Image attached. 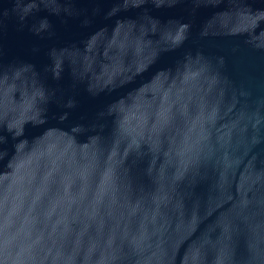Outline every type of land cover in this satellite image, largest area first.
Wrapping results in <instances>:
<instances>
[{
    "label": "water",
    "instance_id": "1",
    "mask_svg": "<svg viewBox=\"0 0 264 264\" xmlns=\"http://www.w3.org/2000/svg\"><path fill=\"white\" fill-rule=\"evenodd\" d=\"M0 264H264V0H0Z\"/></svg>",
    "mask_w": 264,
    "mask_h": 264
}]
</instances>
